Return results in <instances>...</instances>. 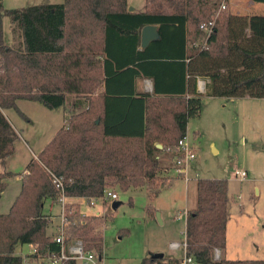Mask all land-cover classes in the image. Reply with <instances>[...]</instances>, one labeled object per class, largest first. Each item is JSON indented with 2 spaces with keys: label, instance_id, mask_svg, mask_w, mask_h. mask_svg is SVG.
Segmentation results:
<instances>
[{
  "label": "trees",
  "instance_id": "obj_1",
  "mask_svg": "<svg viewBox=\"0 0 264 264\" xmlns=\"http://www.w3.org/2000/svg\"><path fill=\"white\" fill-rule=\"evenodd\" d=\"M252 1L264 4V0ZM221 2L146 0L145 12L136 13L129 11L128 0H64L0 12V161L15 154L19 140L4 111H19L20 100L55 110L69 106L73 96L79 99L65 126L29 163L25 174L0 173V195L9 180L22 176L10 212L0 214V264H24L16 254L19 246L37 247L38 254L30 259L60 253L55 237L48 235L51 217L44 213L46 201L59 199L51 174L63 179L65 195L71 200L146 186L158 196L167 180L158 156L187 135L188 121L200 117L204 97L264 99V16L227 11L206 38L200 26L213 20ZM4 14L11 20L14 36L17 30L22 35L18 45L5 41ZM147 26L158 27L159 39L140 50ZM100 56L117 75L152 79L156 95L192 96L182 112L172 115V124L165 122L164 111L159 112L160 101L146 95L123 99L127 114L116 113L106 104L100 115L95 101L89 107L90 94L104 81L102 74L96 76ZM175 72L182 88L165 89L164 79ZM104 73L108 75L107 68ZM200 80L206 82L204 94L198 92ZM136 105L137 120L132 111ZM228 186L226 179L197 181V207L188 212L186 222V257L196 264H264V260L215 259L227 244ZM77 206L74 201L66 205L69 240L82 241L87 251L94 250L100 258L104 237L96 232L99 218L81 216ZM163 260L150 257L144 264Z\"/></svg>",
  "mask_w": 264,
  "mask_h": 264
},
{
  "label": "rangeland",
  "instance_id": "obj_2",
  "mask_svg": "<svg viewBox=\"0 0 264 264\" xmlns=\"http://www.w3.org/2000/svg\"><path fill=\"white\" fill-rule=\"evenodd\" d=\"M63 2L64 0H2L3 9L0 12ZM239 9L264 16V4L254 3L252 0H229L225 12L233 13ZM2 24L6 42H10L12 25L5 14ZM70 107L67 108L68 111ZM18 108L20 112L7 111L19 134L16 152L8 159L6 166L0 164V172L8 170L23 175L33 158L53 139L56 128L60 124L63 126L65 114L26 100H20ZM203 111L201 119L193 118L189 134L197 159L190 164L186 175H180L173 166V154L167 149L165 153L168 154H165L161 162L162 176L167 180L164 186H160L158 196L146 186L129 192L109 190L117 194L118 199H110L105 203L99 201L96 205L86 203V199H83L82 205L76 200H68L70 204L72 201L77 203L81 216H94L83 215L82 212L86 210L89 213H100L96 216L99 218L96 232L104 237V251L101 260L98 255V264H144L154 254L165 256L158 264L183 261L184 247L173 250L171 244H183L185 241L186 218H177L181 213H188L197 207L199 179L228 181L232 252L235 250L237 236L242 233H251L258 242L264 243V99L206 98ZM67 115L69 117L70 113L67 112ZM236 172H247L248 178L239 181L236 179ZM20 189L21 183L17 178L8 181V188L0 198V214L10 212ZM114 203H119L117 209L113 208ZM49 204L48 202L45 206L46 212H49ZM53 213L59 214L58 206L54 207ZM242 226L244 229L236 233V228ZM55 235L56 232L53 236ZM30 251L28 246L17 249L24 264H47L46 259H30ZM92 252L97 254L94 250ZM229 256L237 260H264V253L242 255L243 257L233 253ZM215 259H220L219 252L215 253Z\"/></svg>",
  "mask_w": 264,
  "mask_h": 264
},
{
  "label": "crops",
  "instance_id": "obj_3",
  "mask_svg": "<svg viewBox=\"0 0 264 264\" xmlns=\"http://www.w3.org/2000/svg\"><path fill=\"white\" fill-rule=\"evenodd\" d=\"M128 5H129V9L130 8L133 9V11L129 10L130 12L143 13L146 10V0H128ZM233 13L235 15H240V16L258 15V14H252V13H250V11L242 10V9H239L238 11L233 12ZM259 16H262V15H259ZM5 41H6V39H5ZM21 41H22V35H21L20 31L17 30V33L14 36L13 28L11 26V39H10V42H6L7 45H9V46L18 45L19 43H21ZM190 47H192V46L190 45ZM144 48H146V47L142 46V40H141L140 50H143ZM97 61L99 62V72L100 73H98V74L96 73V76L102 74L104 76V81L101 84L100 88H98L96 93L90 94V96H89V107L90 106L92 107V105H93L92 102L95 101L96 110L98 111V113L100 115L104 114V109H105L104 107H105L106 104H107V106H109V108L113 109L116 113L127 114V111L129 109V107H128V104L127 105L124 104V102H123L124 100L123 99H138V98L145 97V95H146V96H150L151 99H155L157 101H160V103H158L159 112H163L164 111L165 112L164 114L166 116V119H165L166 121L165 122L167 124H170V123L172 124V123H174L172 115L182 112L183 108H184V103L189 98H191V96H192L190 93L186 94V95H183V96L181 94H176V95H156L154 93V83H153L152 79L143 78V77H139V76H131L129 74H125L124 72H119L120 74L117 75L116 74L117 72L114 73V71H116V70H115L114 67H112V65H110V64L106 65V63H105L106 60H105V58L103 56L98 57ZM106 68H107V71L109 72L108 75H105V73H104ZM90 77L93 79L94 78V74L91 73ZM200 81L204 82L205 90L204 91L201 90V88L199 87V84H198V92L201 93V94H204L206 92V82L204 80H200ZM181 84H182L181 83V79L178 78L177 73L175 72L174 75L172 76V78L170 77V78H165L164 79L163 87L165 89L178 90V89L182 88ZM206 98H208V97H204L203 98V107H204V100ZM208 99H213V98H208ZM214 99H223V98H214ZM245 99H247V98H245ZM77 100H79V99H77L76 96H73L72 99H71V105H72L71 107L70 106L60 107L58 109L51 110V111H63L64 114H65L64 124H63V126H62V124H60V126L56 128V132H55L54 136L56 135V133L60 129H62L65 126L66 119L68 117L67 112L72 113V112H74L77 109L76 108V104H78V102H79ZM162 101L165 102V103H163ZM131 102L134 103V101H131ZM68 107H70L69 111L67 109ZM203 107H202V113H201L200 117H198L197 119H201V117L203 115V112H204L203 111ZM7 111H9V110L4 111V113H5L6 117L9 119V121L11 122V124L13 125L14 129L18 133V130H17L16 126L14 125L13 121L7 115ZM132 111L134 112V115H135L134 119L137 120L139 112H140L139 108H138V105H136V107L132 108ZM24 119H26V120H28V122H30V120L27 117L24 118ZM192 121H193V118H190L189 121H188V125H187V135L189 137H190L189 134H190V129H191L190 127H191V122ZM194 133H195V136H196L197 135L196 131ZM42 150H43V148L38 152V154ZM38 154L33 159H37ZM165 154H168V153H165V151H162L159 154V156H158L161 168H162L161 162L164 160V158L166 156ZM8 159L4 163H2L0 161V164L2 163L3 166H6L8 164L7 163ZM173 166L176 168V165L174 163H173ZM5 172H12V171L5 170L4 172H0V173H5ZM12 173H14V172H12ZM14 179H16V178H14ZM17 180L21 183V187H22V176L17 177ZM20 191H21V189H20ZM0 198H1V195H0ZM75 200L79 204H81V202L83 201V199H75ZM48 202L50 203L49 204V212H46L45 206H46V204ZM55 206L59 207V214H57V215H54V213H53V209H54ZM91 207H94V206H91ZM82 209H84L83 206H82ZM194 209H192V210H194ZM87 211L88 210L82 212V214L83 215H94V216H98L100 214L99 212H97V213H89ZM44 213L51 217V225L48 228V235H50V236L54 235L55 232H57V228H58V226L60 225V222H61V217H60L61 216V207H60V205L58 203H56V202H54L52 200H48L44 204ZM56 220H58V222H56ZM243 229H244L243 226L242 227H237L236 228V233H238L239 231H242ZM237 237L238 238H237L235 250H234V252H232V250L230 249V230H229V222H228L227 244H226V248L223 251H218L220 258H225L227 260H233V261H238V260H257V259H253V258H247V259L246 258L245 259H241L240 258V259L237 260V259L231 258L229 255H232L234 253V254H237V255H240V256H242V255L255 256L257 254L264 253V243L258 242L255 238H253L251 233H246V234L242 233L241 235H238ZM25 246H28L29 249H30L29 245H25ZM19 247H22L24 249V246H19ZM16 254L19 255L17 253V250H16Z\"/></svg>",
  "mask_w": 264,
  "mask_h": 264
},
{
  "label": "built area",
  "instance_id": "obj_4",
  "mask_svg": "<svg viewBox=\"0 0 264 264\" xmlns=\"http://www.w3.org/2000/svg\"><path fill=\"white\" fill-rule=\"evenodd\" d=\"M229 0H222L221 5L214 16L213 20L208 23H203L200 26V29L203 33H205L206 38H208L214 28L216 26V21L220 17V15L227 10ZM201 90H205L204 82H198ZM170 153L173 154L175 159L176 170L180 175H186L189 170V166L191 163L195 162L197 159L196 150L191 143V139L188 135L182 138L178 145L168 149ZM53 179V183L59 192V199L57 203L61 207V222L57 228V232L55 235V241L61 247L60 253H55L51 255L50 258L46 259L47 264H67L69 261H77L79 264H98V255L92 251H87L85 245L80 240H69V229L71 227V223L66 219V205L68 204L69 198L65 195L64 183L61 177L55 176L51 174ZM248 178L247 172H236V179L239 181H245ZM188 181V179H187ZM117 200L118 195L113 192H106L104 197L102 198H90L86 199L87 203L90 205H96L97 202L102 201L103 203L108 200ZM188 213H181L178 220L182 218H186L187 221ZM30 246V255L36 256L38 254L37 247L33 245ZM181 247L185 249V258L183 260V264H193L192 258L186 257V239L183 244L172 243L171 249L180 250ZM218 257V256H217Z\"/></svg>",
  "mask_w": 264,
  "mask_h": 264
},
{
  "label": "water",
  "instance_id": "obj_5",
  "mask_svg": "<svg viewBox=\"0 0 264 264\" xmlns=\"http://www.w3.org/2000/svg\"><path fill=\"white\" fill-rule=\"evenodd\" d=\"M130 11H133L132 8L129 9ZM159 39V32H158V28L157 26H147L142 30V46L143 47H147L151 42L155 41ZM156 147L158 149H162L163 146L161 144H157ZM119 206V203H114L113 204V208L117 209ZM158 218L160 220V222H162V219L160 218V215H158ZM165 256L164 254H154L152 256V259L154 260H159V259H163ZM102 258L100 257V260Z\"/></svg>",
  "mask_w": 264,
  "mask_h": 264
}]
</instances>
